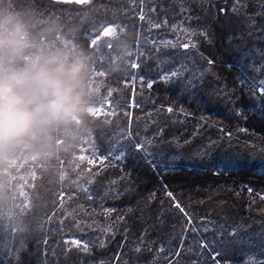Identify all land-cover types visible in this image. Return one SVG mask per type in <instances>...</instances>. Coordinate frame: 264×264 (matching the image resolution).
<instances>
[{"label": "trees", "instance_id": "16d2710c", "mask_svg": "<svg viewBox=\"0 0 264 264\" xmlns=\"http://www.w3.org/2000/svg\"><path fill=\"white\" fill-rule=\"evenodd\" d=\"M240 3L237 12V0H90L86 5L35 0L45 14L69 20L97 9L80 40L95 51L100 94L113 111L93 115L92 132L82 138L100 157L111 160L122 151L124 156L89 172L66 166L79 153L78 144L45 159L21 149L15 157L34 158L15 166L0 160V264H245L247 254L264 255V119L259 116L264 98L256 88L255 94L250 91L264 81V15L258 14L260 0ZM155 21L160 29L152 28ZM181 22L206 31L210 40L196 36L195 47L186 49L148 42L160 32L174 34ZM109 25L125 29L132 47L123 71L105 75L120 56L108 42L111 36L101 34ZM100 53L106 58L100 60ZM182 65L186 71L179 78L159 79ZM193 73L203 75L197 82L198 98L207 101L203 107L190 102L191 89H181ZM181 109L192 115L179 114ZM210 140L214 146L200 154ZM137 142L159 170L136 150ZM173 159L181 162L176 170L167 167ZM225 160L237 167L224 172ZM79 182L99 198L96 203L81 206ZM167 191L187 215L174 207ZM104 207L108 217L101 214ZM201 241L208 247H200Z\"/></svg>", "mask_w": 264, "mask_h": 264}, {"label": "clouds", "instance_id": "9594fccd", "mask_svg": "<svg viewBox=\"0 0 264 264\" xmlns=\"http://www.w3.org/2000/svg\"><path fill=\"white\" fill-rule=\"evenodd\" d=\"M97 9L78 18L45 14L35 0H0V160L21 149L40 159L74 150L92 132L99 100L96 54L80 35ZM123 28L108 42L120 52L109 72L131 55Z\"/></svg>", "mask_w": 264, "mask_h": 264}, {"label": "rangeland", "instance_id": "374dc122", "mask_svg": "<svg viewBox=\"0 0 264 264\" xmlns=\"http://www.w3.org/2000/svg\"><path fill=\"white\" fill-rule=\"evenodd\" d=\"M143 14H140V17ZM186 22V21H185ZM159 25L158 28L160 29V23L155 21L151 24L152 28H154V30L157 29V26ZM187 30V31H186ZM191 30H195L193 27H191L190 24H186V23H180L177 27L176 30H174V34H170V35H164V32H160V36H155L153 35V38L149 39L148 42L150 44H152L153 46L157 47V48H182V49H186L185 47H182V45H189V47L194 43V39L196 36H190L188 35V32H190ZM96 39V38H95ZM98 40L97 39V43L98 44ZM187 47V48H189ZM136 63V62H135ZM137 65V64H136ZM180 68V67H178ZM173 70H171L170 72L167 73H171ZM166 73H164L159 79H162V77L165 75ZM97 76H102L101 71L98 69ZM165 81V80H164ZM103 81L102 79H97V88H98V93H99V100L98 103L96 104V106L91 110L94 116H99V115H108L110 113H112V106L110 105V102L108 101V99H104L102 98L101 94H100V86L102 85ZM149 83H152V81H150ZM147 83V86L148 84ZM260 85H257L252 88V90L254 91L255 88H257ZM252 91V92H253ZM179 114L182 112L180 110L177 111ZM89 140H86L85 138H81L80 141L78 142V154H74V157L71 161V163H69V165L67 164V168L69 167V169L72 170H77L78 172V168L81 170H85L86 172H89L91 169L95 168L96 166H102L104 164H107L106 162L108 161H115L116 159L112 157V159H108V158H103L97 155L96 151L94 150V148L92 147L91 143H89ZM23 158H20V156L18 157H14V158H9L7 159V162L9 164H11L12 166L15 165H19L20 163H24L26 160H29L32 162V159L34 158L33 156H27L25 153H23ZM101 159H103V163H101ZM92 161L91 163L89 161ZM65 166V167H66ZM63 167V176L66 173L67 168ZM83 174V173H81ZM28 180V177H23V181L24 183H26ZM75 185V183H74ZM77 188L78 194L82 195L83 199L82 200L84 202L83 205L86 208L87 204L85 203L86 201L90 200H95V203L97 202V199L99 200L98 197H93V195L89 192V190L87 189L86 183L85 182H79L78 184H76L75 186ZM91 197V198H90ZM64 200V198H63ZM26 204V203H24ZM106 210H110L109 208H103V210L101 211V214H103L102 212L106 213L105 217H108L109 214L108 212L110 211H106ZM9 211L6 210V214H8ZM110 218V217H109ZM106 219L104 221L103 224V229L105 232H109L106 231V229H109L110 225H109V221H112L111 219ZM214 257V256H213ZM264 260V255L262 253H258V252H254V253H250L247 254V256L245 257V264H257L258 262Z\"/></svg>", "mask_w": 264, "mask_h": 264}, {"label": "snow or ice", "instance_id": "6c2138e0", "mask_svg": "<svg viewBox=\"0 0 264 264\" xmlns=\"http://www.w3.org/2000/svg\"><path fill=\"white\" fill-rule=\"evenodd\" d=\"M58 3H75V4H79V5H86L90 2V0H57ZM243 7V5L240 3V0H237V5H234V10L239 12L241 10V8ZM182 11H188V12H191V9L190 8H182ZM219 11L221 12H224L225 9L221 8L219 9ZM258 14H262L264 15V0H260V6H259V13ZM141 19H143V15H141L140 17ZM192 17L189 16L188 19H191ZM251 19V17H250ZM157 27L159 25H156ZM115 30L116 28L114 26H102V35L104 36H112L114 35L115 33ZM187 31V30H186ZM188 35L190 36H202L204 37L205 39H209L210 40V37L208 35V33L206 31H199L197 32L196 30H191L190 32H188ZM97 39H99V36H97L96 39H92L91 40V44L92 45H96L97 43ZM192 47H195V43H193L191 45ZM182 47H189V45L185 44V45H182ZM97 52H99V50L97 49L96 50ZM107 56V54H104V53H100L99 55V59L100 60H103L105 59ZM207 63L209 65H212L214 63L213 60L211 59H208L207 60ZM132 67L135 68L137 67L136 63H132ZM186 71V68L182 65L180 68L176 69V70H173L171 73H166L162 79H164L165 81H171L172 79L174 78H179L182 73ZM203 79V75L201 73V75H197L196 73H193L192 75L186 77L182 82H181V89L182 91H187L188 89H191L192 92H191V96L189 97V100L190 102H195L197 104L198 107H203L207 101H201L199 98H198V92H197V88H198V81H202ZM151 83L148 84V87H151ZM250 91H253L252 89H250ZM255 91H258L260 93V96L262 98H264V81H261L260 82V86H258ZM255 91L253 92V94H255ZM218 94H226V92H220ZM167 112L171 113L174 111V109L172 107H168L166 109ZM182 113H184L185 115H192V113L190 112H186L184 109H181L180 110ZM236 114L237 115H241V111L239 109L236 110ZM255 114V113H254ZM259 116L261 119H264V104L260 105V111H259ZM245 119L247 118L246 116L244 117ZM203 119V117L201 118ZM241 131H245V129H240ZM223 131V129L221 130ZM226 135L228 136H231V133H225ZM146 143H150V141H146ZM215 144V141H209L207 145H204L202 146L200 149H198V151L200 152V154L202 155H207V149L208 147H211V146H214ZM136 150L139 152V151H144L146 153V160L149 161V166L150 167H155L157 170H159V164H153L151 160H149V157L147 155L148 153V149L144 147L143 144L137 142L136 143ZM123 156H124V152L122 151L120 154L118 155H115V159L116 160H121L123 159ZM90 163L92 162L91 160L89 161ZM101 163H103V159H101ZM180 163L181 162H177L175 161V159L173 160H169L168 161V165L167 167L171 168V170H176L177 168L180 167ZM237 163L236 161H223L220 165L221 169L224 171V172H228L230 169L234 170L236 167H237ZM262 175H264V172H261ZM61 179H63V177H61ZM249 191H251V189H249ZM121 193L119 191L116 192V196H120ZM166 195L168 197H171L173 198V201H174V207H176L177 209L180 210L181 213H185V209L181 206V204L179 202H176L174 200V197H173V194L171 191H167L166 192ZM91 198V197H90ZM155 199V193L152 194L151 197H149V201L151 200H154ZM261 199H264V196H261ZM30 206L29 205H26V208ZM131 211V209H129ZM106 211H110V210H106ZM187 215V213H185ZM120 219H123V217H120ZM189 223H191V220L189 219ZM109 229H106V231H108ZM73 243H76L77 246H79V242H73ZM101 245H103V241L100 242ZM200 247H208V244L205 242V241H201L200 242ZM84 250L87 251V246L85 245L84 246ZM140 249L138 248L137 251H139ZM180 255V251H177L175 253V256L176 257H179ZM220 255V252H216L214 253V259H215V256H219ZM173 264H178V261H173ZM216 264H220V261H216Z\"/></svg>", "mask_w": 264, "mask_h": 264}]
</instances>
